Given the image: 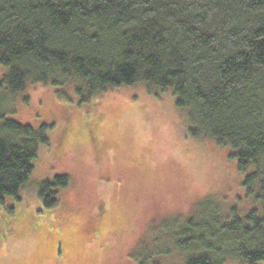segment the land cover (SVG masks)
Segmentation results:
<instances>
[{
    "label": "trees",
    "instance_id": "trees-1",
    "mask_svg": "<svg viewBox=\"0 0 264 264\" xmlns=\"http://www.w3.org/2000/svg\"><path fill=\"white\" fill-rule=\"evenodd\" d=\"M0 65L12 93L41 83L72 85L82 101L131 85L171 91L190 136L231 150L262 212L205 208L168 244L190 254L185 264L264 263V0H0ZM48 141L0 110V203L20 199ZM70 184L57 175L39 195L52 207Z\"/></svg>",
    "mask_w": 264,
    "mask_h": 264
},
{
    "label": "rangeland",
    "instance_id": "rangeland-1",
    "mask_svg": "<svg viewBox=\"0 0 264 264\" xmlns=\"http://www.w3.org/2000/svg\"><path fill=\"white\" fill-rule=\"evenodd\" d=\"M7 70L0 110L49 141L20 199L0 203V264H139L155 251L148 264H185L190 254L168 243L190 217L216 206L262 212L231 150L190 136L171 91L131 85L82 101L72 85L41 83L12 93ZM63 174L71 184L49 207L39 187Z\"/></svg>",
    "mask_w": 264,
    "mask_h": 264
}]
</instances>
